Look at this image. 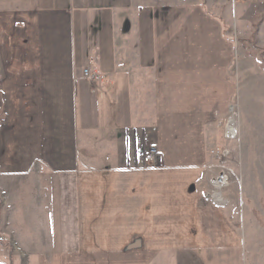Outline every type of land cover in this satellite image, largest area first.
I'll return each instance as SVG.
<instances>
[{
  "label": "crops",
  "instance_id": "0c3cea01",
  "mask_svg": "<svg viewBox=\"0 0 264 264\" xmlns=\"http://www.w3.org/2000/svg\"><path fill=\"white\" fill-rule=\"evenodd\" d=\"M212 12L0 0V223L15 240L0 260L243 264L236 221L199 189L238 90L237 51ZM153 143L163 168H151Z\"/></svg>",
  "mask_w": 264,
  "mask_h": 264
},
{
  "label": "rangeland",
  "instance_id": "374dc122",
  "mask_svg": "<svg viewBox=\"0 0 264 264\" xmlns=\"http://www.w3.org/2000/svg\"><path fill=\"white\" fill-rule=\"evenodd\" d=\"M188 2L213 11L217 19L224 22L225 32L237 51L232 69L237 78V94L222 119L219 137L209 148V163L199 189L205 199H210L215 206L220 205L236 221L238 231L244 238L243 249L246 250L243 264H264V1ZM233 120L237 134L233 139H228L226 129L228 126L229 130L228 124ZM151 151L156 152L154 159L149 158ZM146 155L153 163L152 169L164 167L158 161L154 143L149 146ZM142 168H146V165ZM219 193L223 200L221 202H217L214 196ZM1 207L0 203V213ZM39 228L40 233L43 232L44 225L41 224ZM3 233L10 236V243L2 239ZM0 243H3L0 247L9 250L8 253L15 247L14 236L4 222L3 225L0 223ZM141 246V240L137 239L130 250ZM17 255L6 254L1 260L5 264H25V258ZM114 256L111 255L109 260L117 258ZM127 256L121 260L123 264H137V253L128 252Z\"/></svg>",
  "mask_w": 264,
  "mask_h": 264
},
{
  "label": "built area",
  "instance_id": "2783aa9c",
  "mask_svg": "<svg viewBox=\"0 0 264 264\" xmlns=\"http://www.w3.org/2000/svg\"><path fill=\"white\" fill-rule=\"evenodd\" d=\"M82 75H83V79L85 81L91 83V84L97 83L100 80V78H101L100 73L97 70L93 69L92 66L85 67L83 69ZM149 154H150V157L149 158L150 159L151 158L154 159V156H155L156 152L155 153L154 152L152 153V151H151V152H149ZM217 202H221V200H218L217 199Z\"/></svg>",
  "mask_w": 264,
  "mask_h": 264
},
{
  "label": "bare ground",
  "instance_id": "6f19581e",
  "mask_svg": "<svg viewBox=\"0 0 264 264\" xmlns=\"http://www.w3.org/2000/svg\"><path fill=\"white\" fill-rule=\"evenodd\" d=\"M233 108L234 107H232L231 108V112L233 111ZM229 125V130H228V126H227V129H226V137L228 138V139H233L235 136H236V134H237V128H236V126H235V122H234V120L232 121V123H231V121H230V124H228ZM219 188V187H218ZM221 194L219 193V194H216V195H214L215 196V198L216 199H218V200H222V197L220 196ZM223 201V200H222Z\"/></svg>",
  "mask_w": 264,
  "mask_h": 264
},
{
  "label": "trees",
  "instance_id": "16d2710c",
  "mask_svg": "<svg viewBox=\"0 0 264 264\" xmlns=\"http://www.w3.org/2000/svg\"><path fill=\"white\" fill-rule=\"evenodd\" d=\"M0 246H3V243H0ZM1 261V260H0ZM1 262H3V261H1ZM3 264H5V263H3Z\"/></svg>",
  "mask_w": 264,
  "mask_h": 264
}]
</instances>
